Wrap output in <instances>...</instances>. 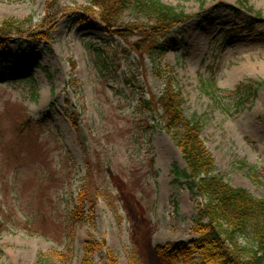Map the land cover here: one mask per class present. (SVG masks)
<instances>
[{
    "label": "rangeland",
    "instance_id": "1",
    "mask_svg": "<svg viewBox=\"0 0 264 264\" xmlns=\"http://www.w3.org/2000/svg\"><path fill=\"white\" fill-rule=\"evenodd\" d=\"M98 1L0 0V22L32 17L28 31L44 22L36 33L52 34L42 43L29 34L12 35L0 46V113L8 118L22 105L21 112L41 126L31 137L49 152L54 172L42 174L40 157L25 153V164L33 166L17 176L11 167L19 154L0 152V170L6 169L0 220L12 208L24 221L46 202L40 194L50 193L60 224L75 206L87 148L92 155L109 152L103 168L116 207L99 197L93 223L78 224L68 237L59 226L46 228L58 239L6 225L0 229V264H36L39 256L46 264H82L84 244L92 238H104L118 264H130V258L136 264H184L159 248L194 238L200 200L176 180L173 171L186 165L168 134L158 129L136 135L133 120L139 102L158 96L165 79L180 88L185 115L200 120V138L218 172L231 186L264 199V22L256 16L264 18V0H159L188 15L164 40L163 80L148 59L140 64L119 53L109 67L96 65L94 50L126 46L97 16ZM24 74L29 82L18 81ZM241 84L255 92L238 107L227 94ZM193 257L192 264H200L199 255ZM92 260L104 264V252Z\"/></svg>",
    "mask_w": 264,
    "mask_h": 264
},
{
    "label": "trees",
    "instance_id": "2",
    "mask_svg": "<svg viewBox=\"0 0 264 264\" xmlns=\"http://www.w3.org/2000/svg\"><path fill=\"white\" fill-rule=\"evenodd\" d=\"M93 6L98 8L96 14L108 31L120 38L121 43L118 44H126L125 47L111 46L110 51L106 48L94 50L96 65L100 68L109 67L113 57L121 53L126 59L134 56L135 61L140 64V61L148 59L154 73L162 79L164 72L160 68L161 61L168 52L164 40L170 31L186 21L188 15L159 0H100L94 2ZM256 16L264 22L259 12H256ZM27 23H33L32 17L0 22V46H5L12 35L24 37L29 34L30 40L39 43L52 40L50 32L36 33L35 29L42 28L44 22L30 31ZM30 80L31 78L24 74L18 81ZM165 81L158 96L151 93L148 99L141 100L137 105L133 115L138 128L136 135L142 136L158 129L168 134L186 165L184 170L175 168L173 172L177 176L176 180L183 179L184 184L200 202L193 220L194 238L188 242L170 243L160 247L161 254L182 259L184 264H192L196 254L199 255L200 264H264V199L254 197L246 189L231 186L218 172L212 156L200 138V120L185 115L180 88L169 79ZM216 91L223 92L220 89ZM254 92L255 89L250 84H241L227 95L235 100L239 107ZM21 110L22 105H16L8 118H3L0 113V152L7 150L13 155L19 154L14 156L11 167L17 176H20L26 167L33 166L30 162L25 164V153L28 156L40 157L37 162L42 174L44 171L54 174L49 162V152L38 145V139L31 137V133L41 126L27 116L26 110V116ZM17 141L18 146L15 144ZM102 151L92 155L89 148L86 149V174L83 183L75 206L60 224L56 221L62 216H56L49 198L50 193H46L40 194L46 202L28 212L24 221L19 220L11 211L12 208H8V213L2 211L4 220H0V229L15 224L32 234L58 239L54 234H48L46 228L51 225L59 226L68 237L72 235V228L78 224L93 223L92 218L99 197L107 200L109 206L116 210L114 200L111 199L113 196L106 185L103 168V158L107 157L109 152ZM3 170L6 169L2 167V171L0 170V180L6 175ZM99 177H102L100 186L97 181ZM100 251L105 254L104 264H118L115 253L108 248L104 238H92L84 244L82 264H93L92 255ZM58 255L65 256V253L60 252ZM36 264L46 263L39 256ZM130 264L136 262L130 258Z\"/></svg>",
    "mask_w": 264,
    "mask_h": 264
}]
</instances>
